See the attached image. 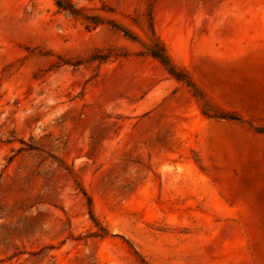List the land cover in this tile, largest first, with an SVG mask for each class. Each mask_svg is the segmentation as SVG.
Segmentation results:
<instances>
[{"label": "rangeland", "instance_id": "rangeland-1", "mask_svg": "<svg viewBox=\"0 0 264 264\" xmlns=\"http://www.w3.org/2000/svg\"><path fill=\"white\" fill-rule=\"evenodd\" d=\"M71 1L137 41L0 0V264H264V0Z\"/></svg>", "mask_w": 264, "mask_h": 264}, {"label": "trees", "instance_id": "trees-1", "mask_svg": "<svg viewBox=\"0 0 264 264\" xmlns=\"http://www.w3.org/2000/svg\"><path fill=\"white\" fill-rule=\"evenodd\" d=\"M56 8L65 13L67 16L71 17L74 20L80 21L81 24L84 26L86 30L94 29L101 25H107L111 29L120 32L125 38L131 41H137L136 36L131 33L129 30L120 27L119 25L115 24L112 21H107L101 16L97 15H88L83 13L82 9L78 8L71 0H53ZM102 11H105V7L101 8ZM147 27L151 33V38L147 45L143 46V54L146 56L151 57L152 59L159 62L166 72L169 74L177 82L183 83L187 88L190 89L192 95L201 103L202 105V113L204 116L213 119H221V120H228V121H238V118L235 116H228L221 113H216L209 109V105L204 99V96L201 92L197 89L193 81L190 77L186 74L184 70L176 66L173 61L171 60L168 52L164 46V44L159 40L157 36H155L150 11L148 12V19H147ZM103 60V59H99ZM88 210H89V219L93 226L97 229V232L94 233V236H98L100 238L106 237H116L117 235H112L109 231L101 229L99 227V223L94 217L92 210H91V203L88 199ZM133 254L138 257L136 251L133 250ZM142 264H146L142 259L140 261Z\"/></svg>", "mask_w": 264, "mask_h": 264}]
</instances>
